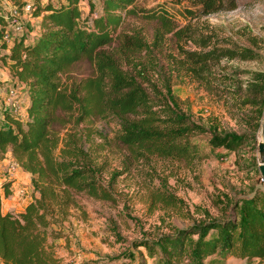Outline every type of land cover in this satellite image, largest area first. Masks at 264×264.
I'll use <instances>...</instances> for the list:
<instances>
[{"label": "trees", "instance_id": "16d2710c", "mask_svg": "<svg viewBox=\"0 0 264 264\" xmlns=\"http://www.w3.org/2000/svg\"><path fill=\"white\" fill-rule=\"evenodd\" d=\"M11 1L18 7L25 3V0ZM29 1L32 15H41L38 35L28 40L16 36L10 44L0 39L9 50L4 53L3 62L13 76L25 83L29 97L24 118L11 111L3 113L0 155L10 146L20 167L30 173L33 192L21 211L4 212L2 199L11 193L10 182L0 187V260L3 264H57L53 241L65 237L61 234V223L73 208L81 207L79 195L99 201L114 199L112 189L117 172L104 182L103 168L86 148L84 133L67 130L60 136L52 131L60 119V111H72L76 101L81 100L80 92L85 97L80 102L82 115L77 123L90 110L105 109L116 120V143L136 160L152 155L192 162L202 157L192 139L196 133L210 131L212 146L230 150L238 149L246 136L234 130L218 131L214 124L192 120L173 91L170 75L160 72L154 80L144 69H139L136 75L122 69L101 48L115 39L125 17L137 12L136 0H99L97 12L85 19H81L80 0L57 4L52 0ZM88 3L92 13L94 3L92 0ZM194 3L195 8L183 7L189 16L236 6L235 0H194ZM140 10L157 22L156 37L171 33L177 40L189 39L201 46L182 49L180 62L208 90L212 86L211 66L221 58L259 56L249 46L216 45L215 33L199 31L191 23L179 25L162 4ZM249 38L252 44H258L254 37ZM132 40L141 42L138 38ZM208 46L211 47L205 49ZM83 56L96 58L101 77H92L81 86L70 88L62 76ZM243 102L253 106L258 116L264 114L263 70L254 72ZM252 192L237 199L224 195L221 218L207 215L190 226L134 240L132 246L140 249L142 264H146L144 252L153 264H204L216 254L264 259V190L252 188Z\"/></svg>", "mask_w": 264, "mask_h": 264}, {"label": "rangeland", "instance_id": "374dc122", "mask_svg": "<svg viewBox=\"0 0 264 264\" xmlns=\"http://www.w3.org/2000/svg\"><path fill=\"white\" fill-rule=\"evenodd\" d=\"M52 1L57 4L64 0ZM92 2L94 10L90 13L88 0H80L81 19L97 12L99 0ZM235 2L232 9L189 16L183 7H197L194 0H136L137 12L127 15L118 26L115 39L101 48L111 54L122 69L136 75L139 69H144L154 80L160 72L170 75L173 91L192 120L204 125L214 124L218 131L244 133L246 141L236 150L214 147L209 143L211 133L206 131L192 136L202 154L199 160L188 162L152 155L136 160L116 143V120L105 109L90 110L77 123L82 115L80 102L85 97L80 92L81 100L76 101L72 111H60V119L52 131L60 136L67 130L84 133L86 148L103 168L104 182L117 172L112 189L114 199L99 201L79 195L81 207L73 208L67 220L61 223V234L65 237L53 241L57 264H142L140 249L132 246L134 240L190 226L207 215L221 218L224 195L237 199L252 195V188L264 186L258 168V141L264 114L258 116L253 106L243 102L254 72L264 71V0ZM157 3L172 13L179 25L191 23L199 31L215 33L216 45L249 46L259 56L221 58L211 66L212 86L208 90L180 62L182 49H200L201 46L189 39L177 40L171 33L155 36L157 22L140 9ZM14 6L11 0H0V28L4 25L3 29L8 30L11 37L21 35L28 40L37 36L41 30V15L34 16L30 10L20 8L14 13ZM16 25L21 27L19 31ZM249 37H254L258 44H252ZM133 38L141 42H133ZM7 51L0 40V122L5 111L24 118L29 102L25 83L13 76L3 62ZM92 77H101L96 58L83 56L62 79L68 87L74 88ZM6 181L10 182L11 193L2 199V210L19 211L30 200L33 187L30 173L20 167L10 146L0 155V187ZM144 260L146 264H153L151 258H145V252ZM0 264H3L1 260ZM204 264H264V259L216 254L208 257Z\"/></svg>", "mask_w": 264, "mask_h": 264}, {"label": "water", "instance_id": "95a60500", "mask_svg": "<svg viewBox=\"0 0 264 264\" xmlns=\"http://www.w3.org/2000/svg\"><path fill=\"white\" fill-rule=\"evenodd\" d=\"M260 132H261V138L258 141V156H259L258 168L261 177L264 180V120L261 124ZM261 188L264 190V186Z\"/></svg>", "mask_w": 264, "mask_h": 264}, {"label": "built area", "instance_id": "2783aa9c", "mask_svg": "<svg viewBox=\"0 0 264 264\" xmlns=\"http://www.w3.org/2000/svg\"><path fill=\"white\" fill-rule=\"evenodd\" d=\"M24 9V10H30L31 11V2L29 0H25V3L21 6V7H18L16 4L13 8V11L14 13H16L18 11V9ZM16 29L19 31L20 30V26L19 25H16L15 26ZM2 41L6 42L7 44H9V41H11L12 43V40L14 39V37H11L10 33L8 32V30L4 29V32L0 38Z\"/></svg>", "mask_w": 264, "mask_h": 264}, {"label": "crops", "instance_id": "0c3cea01", "mask_svg": "<svg viewBox=\"0 0 264 264\" xmlns=\"http://www.w3.org/2000/svg\"><path fill=\"white\" fill-rule=\"evenodd\" d=\"M40 18H41V17H40ZM22 209H23V208H22ZM22 209H21V210H22ZM21 210H19V211H21Z\"/></svg>", "mask_w": 264, "mask_h": 264}]
</instances>
